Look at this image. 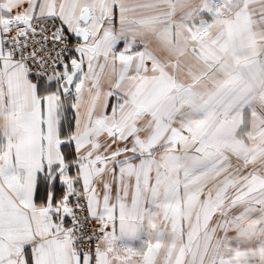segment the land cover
<instances>
[{
	"label": "snow or ice",
	"instance_id": "6c2138e0",
	"mask_svg": "<svg viewBox=\"0 0 264 264\" xmlns=\"http://www.w3.org/2000/svg\"><path fill=\"white\" fill-rule=\"evenodd\" d=\"M0 264H264V0H0Z\"/></svg>",
	"mask_w": 264,
	"mask_h": 264
},
{
	"label": "crops",
	"instance_id": "0c3cea01",
	"mask_svg": "<svg viewBox=\"0 0 264 264\" xmlns=\"http://www.w3.org/2000/svg\"><path fill=\"white\" fill-rule=\"evenodd\" d=\"M108 179L110 181L111 178L109 177ZM226 213H227V210H226ZM227 218L231 219V216L228 215ZM148 238H149V229H148L146 221L143 222L139 230L130 237V239L133 240L137 244L142 243L144 240ZM150 256H151V253H148L146 259L150 258Z\"/></svg>",
	"mask_w": 264,
	"mask_h": 264
}]
</instances>
